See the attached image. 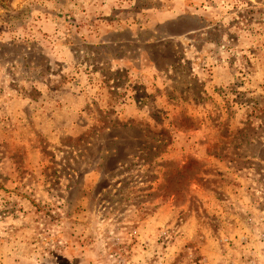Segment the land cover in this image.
Here are the masks:
<instances>
[{"label": "rangeland", "instance_id": "obj_1", "mask_svg": "<svg viewBox=\"0 0 264 264\" xmlns=\"http://www.w3.org/2000/svg\"><path fill=\"white\" fill-rule=\"evenodd\" d=\"M0 264H264V0H0Z\"/></svg>", "mask_w": 264, "mask_h": 264}]
</instances>
